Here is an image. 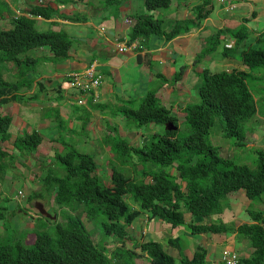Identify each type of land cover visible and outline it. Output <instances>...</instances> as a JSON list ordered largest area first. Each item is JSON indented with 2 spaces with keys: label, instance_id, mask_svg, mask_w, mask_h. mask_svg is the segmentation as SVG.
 <instances>
[{
  "label": "trees",
  "instance_id": "trees-1",
  "mask_svg": "<svg viewBox=\"0 0 264 264\" xmlns=\"http://www.w3.org/2000/svg\"><path fill=\"white\" fill-rule=\"evenodd\" d=\"M172 1L144 0L145 12L167 9ZM29 14L30 17L21 16L13 20L11 27L0 29V174L7 169L2 160L7 156L12 159L2 147L10 139L8 130L12 118L2 107L11 100H21L17 93L27 85V82L11 84L6 81L5 65L20 67L21 55L43 47L48 48L56 59H64L72 47L66 35L40 32L34 28V18L50 19L53 16L50 7L35 6ZM132 17L131 41H144L152 36L172 40L199 26V23L186 19L175 23L170 31H165L163 18L138 13ZM249 34L245 27L230 32L236 44L222 47V57L237 58L241 69L219 73L205 69L200 74L196 88L199 102L183 108L187 136H179L177 116L160 103L155 93L150 92L141 100L139 108L124 107L122 115L124 112L123 116L134 120L137 127L149 123L161 126L172 123L174 130L157 133L149 142L137 147L129 144L112 124H108L103 143L106 147L110 146L108 153L112 157L109 160L121 161L110 168L108 186L96 174L95 155L66 145L70 150L65 154L56 153L53 158L54 164L59 163L61 168H49L48 176L41 182V191L32 192L28 200L39 201L48 194L53 195L59 208L82 205V214L87 219L100 220L96 224L105 237H113L121 245L126 239L132 240L129 227L144 210L150 214L148 219H158L170 229L187 227L189 231L201 234L237 232L253 248L252 255L241 259L239 264H264V210L249 206L247 214L253 223L241 224L234 230L227 223L212 226L185 223L188 216L205 217L220 213V201L232 192L242 191L247 200L264 203V151H255V165L252 167L222 157L219 147L210 140V130L218 119L222 137L231 140L233 146H245L251 121L258 113L253 91L264 97V35H260L256 48H243ZM224 35L225 32L218 31L211 36L197 60L216 52ZM41 141V137L33 132L17 137L13 145L15 148L19 145L23 149L35 150ZM122 163L126 167L133 166L130 168L134 172L138 170L140 180H135L131 170L133 176L128 177L118 169ZM141 164L151 166L138 169ZM59 169L62 176L54 175L52 171L56 173ZM167 169L174 170L175 175ZM6 210L0 208V223L7 217ZM71 212L74 215L64 212L66 216L63 220L56 222L54 236L46 231L35 232L31 244H26L24 237L9 241L6 235L0 233V264H109L110 259L93 242L80 216L75 210ZM0 227L4 225L0 224ZM133 250L150 258L151 264H174V259L158 242L142 241L134 245ZM205 256V250L199 249L189 258L181 256L180 264H205Z\"/></svg>",
  "mask_w": 264,
  "mask_h": 264
},
{
  "label": "crops",
  "instance_id": "crops-1",
  "mask_svg": "<svg viewBox=\"0 0 264 264\" xmlns=\"http://www.w3.org/2000/svg\"><path fill=\"white\" fill-rule=\"evenodd\" d=\"M173 1L168 8L173 6ZM181 3L182 1L177 2L172 12L164 14L165 31H170L175 23L195 19V16V21L199 23L197 28L172 40H167L164 36H152L147 40L138 41L139 49L119 53L116 49L117 43L121 44L127 40L130 32L125 19H132V16L137 13L157 17L152 12L142 13L143 0H0V8L2 7L0 29L11 27L12 21L18 17H30L29 12L32 7L47 5L53 10V16L50 19L34 18V28L40 32L62 33L72 42V47L64 59H56L48 48L43 47L21 55L20 67L12 64L5 65L6 81L11 84L27 82V85H24L17 93L22 99L11 100L2 107V110L12 118L8 130L10 139L6 141V145L5 142L4 145L2 144L3 149H6L12 158L7 166V169H12L11 173H8V177L12 178L10 179L12 185L23 183L24 177L27 182L32 183V192L38 191L41 183L39 182L36 187L34 185L47 173L44 166L53 165V157L62 149L58 147L60 135L58 122L45 109L55 108L60 113L61 119L69 121L68 136H75L77 140L76 144L73 141L71 144L77 148L80 147L86 154L95 155L96 158L104 156L103 150H106V146L101 144L103 139L98 136L106 133L107 120H113L115 124L113 125L112 121L110 123L117 129L118 134L127 141L129 139V144L135 143L138 147L136 143L149 142L154 134L160 133L158 129L164 130V126L155 124L153 128L146 130L130 124L129 127L133 128L127 129L128 126L119 123L123 117L122 110L125 105L130 109V106L141 101L148 93H155L160 103L176 115L180 123V118H183V108L194 103L192 101H196L194 96L198 98L196 84L200 69L207 64L214 66L223 53V46L233 47L236 44L230 32L243 27L249 31V37L245 39L243 48L246 45L257 47L260 35H264V24L260 21H252L255 12L260 13V17L264 15V0H226L225 4L217 0L213 3L205 0L189 1L187 5ZM205 3L213 7L211 6L209 14L203 17L206 8L202 4ZM230 5L232 9H228ZM199 8H203V11L201 12ZM220 13H223L225 17L220 16ZM208 31L212 32V35L206 34L208 39L218 31L225 32V35L221 37L222 40L216 52L197 60L201 52L200 46L205 48L208 41V39L205 41L202 33ZM221 62L216 66H222L224 70L240 67V62L237 60L228 58L221 59ZM90 64H94L97 72L103 75L102 84L96 93V100L82 99L69 86L67 78L68 74L80 73ZM180 72L184 74L179 80L176 74ZM34 89H38L39 92L37 93ZM78 100L83 101L84 105H78ZM107 105L113 106L107 108ZM107 109H112L110 116H105L101 112ZM87 116L91 117L90 120H85ZM33 132L41 137V144L31 153V156L21 159L18 149L13 147V142L17 136ZM105 154L111 159L112 156H109L108 152ZM2 179L0 177V181ZM1 190L5 191L3 188ZM26 190L30 191L29 188ZM19 192L24 193V187L18 189L17 196ZM2 197L0 195V200ZM241 197H243L242 203L246 204L245 195ZM250 205L251 203L247 204V206ZM244 207L245 209L241 211L239 209L240 215L231 213L240 222L234 225L235 228L244 223H251L247 215V207ZM4 208L8 213L9 209ZM18 213L22 212L18 211ZM147 214L139 216L129 227V231L133 229L132 232L139 233L141 238L150 235L152 239H155L157 235L162 234L164 239L171 241L166 251L170 249V246L176 248L180 241L179 237L185 236L184 232L187 229L184 227H180L184 228V231H179L178 228L170 229L160 220L152 219L159 225L158 231L153 232L149 226L152 220L148 219ZM143 219L145 222L142 221ZM186 219L188 221V218ZM143 223L144 228L140 226ZM229 234H219L220 239L213 240L207 237L209 234L199 235L203 238L199 247L206 252L205 264H222L221 256L225 249L236 252L239 261L252 255L253 248L244 236L238 237L237 232ZM212 236L214 235H209L210 238ZM134 239L137 240L133 237L132 240ZM155 242L159 241L155 239ZM193 254L194 252L190 253V257ZM169 255L175 260L174 264L181 259V256H187L182 253L181 248L179 260Z\"/></svg>",
  "mask_w": 264,
  "mask_h": 264
},
{
  "label": "rangeland",
  "instance_id": "rangeland-1",
  "mask_svg": "<svg viewBox=\"0 0 264 264\" xmlns=\"http://www.w3.org/2000/svg\"><path fill=\"white\" fill-rule=\"evenodd\" d=\"M182 1V5H187V3L189 1H194V2H198V0H174L173 1V6H171L168 9H163V10H159V11H153L152 13H154L157 17L159 18H163V16H165L164 14H166L167 12L170 13L172 12L176 7L175 5L177 4V2ZM217 5H219V3H217ZM2 8V7H1ZM0 8V9H1ZM220 16L225 17L223 13H220ZM254 18H256V20H254ZM252 21H260L262 22V24H264V15L262 17H260V13L255 12V16L252 18ZM192 29V28H191ZM212 35L211 31L208 32H203L202 33V37L205 38V41L208 39L207 35ZM214 34V33H213ZM211 38V36L209 37ZM204 48V46H203ZM203 48L200 46V51L203 50ZM226 62V61H225ZM223 62V63H225ZM216 63H221V60L218 58ZM207 64V63H206ZM212 72H217V67L214 65H212ZM184 74V72H183ZM182 74V75H183ZM194 77V73L192 74ZM19 78V77H18ZM251 89L253 90V86H251ZM35 90V89H34ZM37 93L39 92L38 89L35 90ZM131 93V92H130ZM254 96H255V104H256V108L258 111V116H255L253 118V120L251 121V126H250V133L247 136V142L249 143V146H252L255 144V146L260 147L261 149L264 150V98L260 96V94L256 93L255 91H253ZM40 98V94L38 96ZM196 101H192L194 103L192 104H196L198 103L199 99L194 96ZM141 104V101H138L137 103H135V105L130 106V108L132 109H136L139 108ZM113 105H107V108H112ZM125 107L128 108L127 105H125ZM46 111H49L51 113V115L54 117L55 121L58 122V125L60 127V135L58 136V147L61 149L60 151H58V153H67L70 150V147L75 148L76 150H79L81 152L82 149H80V147H75L73 146L71 143L73 141L74 144L77 143L76 137L72 136L69 137L68 136V123L69 121L66 119H61L60 118V113L58 111H56L55 108H47L45 109ZM112 109H107V110H102L101 112L103 114L110 116ZM124 110V108H123ZM97 112V111H96ZM124 115V112H123ZM91 117L87 116L85 118V120H90ZM123 116L122 119L119 121L120 124L125 126H128L127 129H131L135 126H137L134 122V120H130V119H126ZM180 123H179V128H178V134L180 137H185L188 135V129L186 127L185 122L183 121L184 118H180ZM113 125L115 124L113 122V120H111ZM111 121L107 120L108 124L110 125ZM132 125L133 127H129V125ZM154 123H149L148 126L143 127V129L147 128H153ZM106 129V126H105ZM158 132L162 133L164 132V130L158 129ZM141 132H143V130H141ZM144 133V132H143ZM107 134L103 133L102 135L98 136L100 138H104L106 137ZM43 138V137H42ZM253 139H255L253 142ZM210 140L212 142L213 145L218 146L220 149V154L222 157H226V158H230L235 160L237 163L240 164H247L249 166H254L255 165V151L256 149H254V147H242V146H233L232 141L231 140H227L225 138L222 137V133H221V124L219 122V120H216L215 125L211 128L210 130ZM128 141H130L128 139ZM253 143V144H251ZM104 146H106L103 142L101 143ZM138 144V147L143 146V143H136ZM69 145V146H66ZM103 145H101L102 147H104ZM133 146H135V143L132 144ZM16 148L18 149L20 155L19 157L21 159L26 158L27 156H31V153L34 151V149H23L21 146L17 145ZM106 150H103V157L100 158H96L95 157V161L97 163V176L100 178V180L102 182H104V184L108 185L109 184V174H110V168L113 165H116V162H121L120 160H114L113 162H111L109 160L110 157H108L105 153L109 152L110 146L105 147ZM101 149V148H100ZM18 154V153H17ZM111 154L109 153V156ZM112 156V155H111ZM55 158V157H53ZM54 161V160H53ZM2 162L4 164H6L7 166H9V162H10V158L9 156L5 157ZM23 168V165H21ZM118 169L122 170L126 176H133L132 173H130V170L133 172V174L135 175V180H140V176L138 175V170L136 172L133 171L132 168H134L131 165H128L130 167H126L125 164H121L118 165ZM150 164H146L144 165H140L138 166L139 169H142L144 167H150ZM46 167V170L48 172L49 168L52 169H56V168H61L59 163H55L53 165H48V166H44ZM103 167V168H102ZM102 168V169H99ZM10 168L7 169L6 173H1L0 177L3 178L0 181V195L3 196L2 200H0V208L2 207H7L9 210V212L7 213V217L4 219V221H2L0 224H3L4 227H0V233L1 235L3 234L6 235L7 238H9V241L11 240H16V239H21L22 237H24V240L26 242V244H31L33 239H34V235L35 232H42V231H46L47 233H49L51 236H54L55 233V226H56V222H61L63 220V217H65V213H71L72 210L76 209V214L80 215L81 220L84 223V226L86 227L87 231L91 234L92 240L94 243H96L98 245L99 248H101L105 254L108 256V258L110 259L109 264H151L150 263V258H148L146 255H138L137 252H135V250H133L134 245L138 244L141 240H154L157 239L159 242V244L162 246L163 249H165L166 251V247L170 244L167 239L163 238L162 234L157 235V237L155 239H152V237L149 235V237H139V233L135 234V232L130 231L131 236L137 238V240H132L131 239H126L124 244L121 245V243L117 240L114 239L113 237L108 238L105 237L104 233L101 231V229L98 227V223L100 222V220L95 219V220H91V219H87L80 211V207H77L72 204V207H64V208H59L57 204L54 203L53 200V195H48L45 194L44 198L39 200V201H29L28 200V196H30L32 194V183L31 182H27L25 180V178L23 177V183H20L19 185L16 183H13V185L10 183V179H12L11 177H8V173H11ZM22 170V169H21ZM158 170V168L156 169ZM167 171L169 173H171V171H173L174 173H172L173 175H175V171L172 169H167ZM53 174H57L58 176H62V170L59 169L58 171L55 170L52 171ZM49 174V172H48ZM48 174H46V177L48 176ZM129 174V175H128ZM7 177V178H6ZM33 178V177H32ZM31 178V179H32ZM30 179V180H31ZM34 179L36 180V177H34ZM45 178L42 177L39 179V181L35 182L34 187H36V185L40 182H42V180H44ZM11 186V187H9ZM22 187H24V193L23 195H19L17 196V191L18 189H21ZM4 189L5 191L1 190ZM13 188V189H12ZM26 188L30 189V191L28 192L26 190ZM15 190V191H14ZM38 191H41V189H39ZM43 192V190H42ZM242 195H244L242 193V191H238V192H232L228 195H226L221 201H220V205H221V212L218 214H212L210 216H207L206 220L205 217H197V216H188V221H186L187 224H191L193 223L194 225H203V226H212V224L214 225H218L221 223H227L229 225H231V228L234 230V225L239 224L240 222L237 221L232 215L231 213H236L237 215H240L241 213L239 212V209L241 211V209H245L244 206H246L247 208L249 206H247L248 203H251V207L256 209V210H261L264 209V203H256L250 200H247L246 198L244 199V201H247L246 204L242 203V199L243 197H241ZM6 197V199H5ZM233 197V198H232ZM36 204H41L44 206L45 210L51 215V216H55L54 214L57 212L59 214H57L56 217V221L53 220H49L46 219L44 217L39 216L38 212L35 210V205ZM17 207V208H16ZM12 209L13 212H12ZM18 211H21L22 213L19 214ZM146 210H144V212L142 211L140 213V216L145 214ZM64 214V216H63ZM150 215V214H147ZM36 216V217H35ZM238 217V216H236ZM146 219V217H145ZM145 219H143L142 221L145 222ZM103 220H106V218H103ZM65 221V219H64ZM97 223V224H96ZM142 228H144L145 224H141L140 225ZM152 231L154 232L155 230L158 231V227L159 225L157 224V222H155V220L150 221V225ZM187 228V227H185ZM4 229L6 230V233L4 234ZM130 229V228H129ZM150 229V230H151ZM177 230L179 231H184V228H178ZM233 232V231H232ZM150 233V232H149ZM185 236H180L179 239V243L176 246V248L173 246H170V249L167 250L166 252H168L169 254H171L172 256L175 257V259L179 260V249H182V253L187 255V257H190V253L192 254L193 252L195 253L196 250H199L203 241V238L199 237V235L201 233H193L191 231L185 230L184 232ZM205 234H209V235H214L212 236V238L209 237V235H207V237L210 240L213 239H218L219 235L218 234H213V233H205ZM230 235V234H229ZM241 235L238 234V237H240ZM242 237V236H241ZM133 239V238H132ZM220 239V238H219ZM142 242V241H141ZM175 244V243H174ZM117 247L119 249H117ZM205 247V246H203ZM176 264H179V261H176Z\"/></svg>",
  "mask_w": 264,
  "mask_h": 264
},
{
  "label": "built area",
  "instance_id": "built-area-1",
  "mask_svg": "<svg viewBox=\"0 0 264 264\" xmlns=\"http://www.w3.org/2000/svg\"><path fill=\"white\" fill-rule=\"evenodd\" d=\"M125 23L130 25L131 20L127 19ZM137 46V42H128L127 38L121 44L117 43L116 49L119 53H126L135 50ZM68 78L70 79V86L78 93L84 96L92 92L94 93V98H96V90L101 85L103 77L95 72L94 65H90L81 73L68 75ZM78 104H83V102L78 101ZM19 194L21 195L20 192ZM221 261L224 264H238V257L236 253L230 250H223Z\"/></svg>",
  "mask_w": 264,
  "mask_h": 264
},
{
  "label": "clouds",
  "instance_id": "clouds-1",
  "mask_svg": "<svg viewBox=\"0 0 264 264\" xmlns=\"http://www.w3.org/2000/svg\"><path fill=\"white\" fill-rule=\"evenodd\" d=\"M205 1H207V2H211V3H213V1H215V0H205ZM218 2H220L221 4H225L226 3V0H217ZM228 1V0H227ZM143 5H144V0H143ZM202 6L204 7L205 6V8H206V13L205 14H203V17H205L206 15H208L209 14V12H210V10L212 9V5H209V4H207V3H205V4H202ZM212 6V7H211ZM202 9V11H203V8H201ZM228 9H232V5H230L229 6V8ZM146 11V9H145V6H144V11L143 12H145ZM157 11H159V10H157ZM142 12V13H143ZM127 19H125V21H126ZM129 20H131V24L130 25H128V24H126L127 26H129L130 28L132 27V25H133V23H134V19L132 18V19H129ZM191 20H193V22H195V23H197V21H195L196 20V16H195V19L193 18V19H191ZM198 24V23H197ZM197 28V27H196ZM133 41H135V42H138L139 40H133ZM133 41H131V38H130V35H129V37H128V42H133ZM137 47H136V49L135 50H137V49H139L140 48V44H138L137 43ZM206 45V44H205ZM247 46H249V45H246L245 47H247ZM244 47V48H245ZM253 48H256V47H253ZM135 50H133V51H135ZM229 57H222V55L219 57V59L221 60H224V59H228ZM229 59H233V60H237V61H239L237 58H229ZM240 62V61H239ZM222 63V62H221ZM216 64H219V63H216ZM216 64H215V66H216ZM90 65H94V64H90ZM89 65V66H90ZM88 66V67H89ZM87 67V68H88ZM94 67H95V72L97 73V74H100L99 72H97V70H96V66L94 65ZM217 67V72H213V73H219V72H223V71H231L232 69H241V62H240V67L239 68H231L230 70H224V69H222V66L221 67H219V66H216ZM86 68V69H87ZM205 69H208V70H210L211 72L212 71H214V70H212V64H207V65H205L202 69H200V71H199V73H198V75H197V84H196V88L198 87V84H199V77H200V74L202 73V71L203 70H205ZM84 71V70H83ZM82 71V72H83ZM81 73V72H80ZM72 74H75V73H72ZM68 75H70V74H68ZM102 77H103V75L102 74H100ZM176 76L177 77H179V80H180V78H181V76H182V72H180V73H178V75L176 74ZM67 78H68V76H67ZM5 79V78H4ZM68 81H69V86H70V79L68 78ZM102 81H103V78H102ZM102 84V83H101ZM101 86V85H100ZM99 86V87H100ZM71 87V86H70ZM72 88V87H71ZM73 89V88H72ZM75 90V89H74ZM98 90V89H97ZM97 90H96V93H97ZM76 91V90H75ZM77 92V91H76ZM78 93V92H77ZM79 94V96L82 98V99H89V98H91L92 100H96L97 99V95H96V98H94V93H89L88 95H81L80 93H78ZM260 96L261 97H263V95H261L260 94ZM264 98V97H263ZM78 101H81V100H78ZM78 101H77V103H78ZM83 102V101H82ZM78 105H84V102H83V104H78ZM255 116H258V113L255 115ZM183 118H184V114H183ZM178 120H179V118H178ZM183 121H185V120H183ZM149 124H147V125H144V126H142V127H139V129L141 128V129H143V127H145V126H148ZM155 125V124H154ZM156 125H158V124H156ZM163 126V125H162ZM174 126V125H173ZM175 127V126H174ZM178 128H179V121H178ZM167 129H169V128H166L165 126H164V131H171L170 129L169 130H167ZM249 133H250V131H249ZM248 133V134H249ZM157 134V133H156ZM22 135H24V134H22ZM155 135V134H154ZM21 136V135H20ZM248 136V135H247ZM17 137H19V136H17ZM16 137V138H17ZM255 139H253V142H255L254 141ZM251 144H253V143H251ZM13 147H14V145H13ZM242 147H254V149H261L260 147H258V146H255V144L254 145H252V146H249V143L246 141V144H245V146H242ZM15 148V147H14ZM16 149V148H15ZM17 150V149H16ZM261 150H263V149H261ZM264 151V150H263ZM138 169H139V167H138ZM47 174V173H46ZM46 174H45V176H46ZM45 176H44V178H45ZM108 186V185H107ZM41 189V188H40ZM35 192H38V191H35ZM21 193V195H23V193L22 192H20ZM20 194L18 193V196H19ZM20 195V196H21ZM82 205H80L79 207H81ZM44 207V206H43ZM69 208H71V207H69ZM77 208V207H76ZM45 209V208H44ZM81 211V210H80ZM75 212H76V209H75ZM82 213V212H81ZM148 213V211H146V213L145 214H147ZM39 214V213H38ZM57 214H59V213H57ZM69 214H72V215H74V213H69ZM55 215V214H54ZM212 215V214H211ZM248 215V214H247ZM39 216H41L40 214H39ZM80 216V215H79ZM208 216H210V215H208ZM41 217H44V216H41ZM51 217H55L56 218V216H51ZM45 218V217H44ZM188 218V217H187ZM205 218H207V216H205ZM47 219V218H46ZM250 219V218H249ZM49 220H52V219H49ZM53 221H56V219L55 220H53ZM186 221H187V219H185V223H186ZM251 222V221H250ZM251 223H253V222H251ZM187 224V223H186ZM193 224V223H192ZM250 224V223H249ZM187 225H189V224H187ZM185 228V227H184ZM235 228V227H234ZM187 229V228H186ZM229 234V233H228ZM219 235V234H218ZM222 235H227V234H222ZM26 243V242H25ZM225 250H227V249H225ZM230 251H232V250H230ZM232 252H234V251H232ZM234 253H236V252H234ZM236 255H237V253H236ZM222 257V256H221ZM237 257H238V264H239V256L237 255ZM175 261V260H174ZM180 261V260H179ZM222 262V261H221ZM180 264V263H179ZM222 264H224L223 262H222Z\"/></svg>",
  "mask_w": 264,
  "mask_h": 264
},
{
  "label": "water",
  "instance_id": "water-1",
  "mask_svg": "<svg viewBox=\"0 0 264 264\" xmlns=\"http://www.w3.org/2000/svg\"><path fill=\"white\" fill-rule=\"evenodd\" d=\"M166 128H169L170 130H174L175 127L173 126L172 123H167L165 125ZM167 129V130H169ZM35 210L41 215V216H44L45 218L47 219H52V220H55L56 218L55 217H51V215L44 209L43 205L41 204H36L35 205Z\"/></svg>",
  "mask_w": 264,
  "mask_h": 264
}]
</instances>
